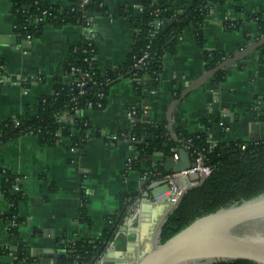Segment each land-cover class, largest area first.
<instances>
[{"label": "crops", "instance_id": "0c3cea01", "mask_svg": "<svg viewBox=\"0 0 264 264\" xmlns=\"http://www.w3.org/2000/svg\"><path fill=\"white\" fill-rule=\"evenodd\" d=\"M44 1L69 5L68 0ZM155 1L180 12L193 2ZM134 2L104 0L108 13H94L92 28L46 26L39 38L31 42L23 39L22 44L14 45L11 40L21 36L15 31L17 16L12 11V0H0V121L36 114L39 99L53 94L54 77L62 76L71 46L92 34L99 70L105 72L110 64L126 62L133 31L120 13ZM256 13L264 14V0H221L204 22L206 49L228 57L239 52L251 43L246 41V34L259 35L257 23L248 19L249 14ZM227 20L237 21L240 29L226 32L223 24ZM25 43L28 48L23 47ZM205 71L203 49L197 44L194 27L188 26L176 52L164 57L159 86L146 92L144 100L136 95L132 81L123 79L110 88L103 110L85 112L93 128L83 148L70 150L71 140L67 137H60L52 147L41 145L36 136L0 144V174L8 171L22 177L27 197L19 206L24 222L17 236L11 235L8 222L0 219V247L9 251L0 254V264H67L66 245L74 240H107L105 251L95 262L96 255L93 256L90 264L140 261L149 252L155 228L169 207L162 199L155 200L139 207L126 221L129 214L123 212L121 196L129 194L132 198L148 173L126 172L127 164L138 156L130 142L121 141L113 147L104 139L131 128L128 109L138 103L147 109V123L166 121L172 101ZM4 78L10 81L6 90ZM64 81L69 78L64 77ZM263 95L264 78L259 75L256 52L227 68L221 82L213 83L211 79L180 101L173 115L174 130L207 134L213 144L263 140L264 121L259 120L258 111L264 108V102L256 100V96ZM97 131L102 137L97 136ZM163 158L143 157V169L155 173ZM175 184L183 187L187 181L180 179ZM141 194L134 197L132 205L141 199ZM9 213L0 184V217ZM124 226L127 230L123 232ZM111 228L114 233L110 236Z\"/></svg>", "mask_w": 264, "mask_h": 264}, {"label": "trees", "instance_id": "16d2710c", "mask_svg": "<svg viewBox=\"0 0 264 264\" xmlns=\"http://www.w3.org/2000/svg\"><path fill=\"white\" fill-rule=\"evenodd\" d=\"M68 2L69 5L63 7L48 4L44 0H12V11L17 16L16 33L25 39L30 36L34 40L42 35L46 26L91 27L94 13H108L104 0H90L83 8L79 5L81 0ZM219 3L221 0H193L183 14L171 5L157 3L155 0H141L140 13H137L133 6L123 8L120 14L133 31V43L126 62L118 66L110 64L107 70L102 72L98 68V49L93 39H82L72 45L62 76L54 77L53 94L39 99L37 113L0 121V144L23 136H36L41 145L52 147L60 137H67L71 140L70 150L83 148L90 140L89 133L93 128L92 121L85 112L90 109L103 110L108 103L110 88L122 77L132 81L136 95L144 100L146 92L159 86L164 57L176 52L180 38L188 26L194 27L197 44L203 49L205 69H213L228 57L225 53L205 47L204 22L214 6ZM248 19L257 23L259 35L246 34L245 39L247 42L257 41L264 36V14H249ZM168 25L171 26L165 31ZM223 26L226 32L240 29L237 21L227 20ZM257 52L259 75L264 78V47ZM146 53L149 54L146 64L136 66ZM70 76L71 81H64V77ZM224 78L225 70H222L215 75L212 82L219 83ZM38 80L43 81L44 78ZM256 100L264 102V95L256 96ZM135 106V121L129 130L117 133V138L112 140L113 147L125 140L135 142L134 149L138 156L127 165L131 166V171L150 175L149 171L143 169V157L159 154L168 157L181 145L171 138L166 121L147 123L144 105L138 103ZM251 108L253 109V105ZM64 115L71 118L64 120ZM258 118L264 121V108L258 111ZM206 124L211 127L210 123ZM175 132L177 137L185 142L192 157L196 156L197 152L204 155L205 164L212 172L202 186L184 196L168 217L160 232L161 244L199 218L264 195V139L213 144L207 134H192L185 130ZM97 136L102 137L100 131H97ZM104 141L109 142L108 138ZM211 145L213 148H210ZM0 175L1 193L10 208V213L0 219L8 222L9 233L17 236L24 222L19 215V206L27 199L23 192V180L8 171H1ZM18 180L22 181V189L15 192V187L19 185ZM130 199L129 194H122V206L126 207ZM102 244L101 241L90 243L88 240L69 242L66 245L69 251L66 263L90 264ZM8 252V249L0 247V254ZM214 264L256 263L237 260Z\"/></svg>", "mask_w": 264, "mask_h": 264}, {"label": "water", "instance_id": "95a60500", "mask_svg": "<svg viewBox=\"0 0 264 264\" xmlns=\"http://www.w3.org/2000/svg\"><path fill=\"white\" fill-rule=\"evenodd\" d=\"M183 13L184 11L181 12V14ZM170 26L168 25L165 31ZM14 38L11 40L14 45L22 44L23 39H25L22 36ZM23 47L28 48L29 44L25 43ZM262 47H264V36L227 57L213 69L205 71L192 83H188L186 88L170 104L166 115L167 129L171 138L181 146L174 149L173 154L168 157L159 154L164 157L163 162L156 168L155 173L150 174L148 178L140 182L128 205L123 208V212L127 211L134 197L141 194V189H144L147 184L149 185L145 193L140 195L141 199L136 201L134 206L141 207L149 202L153 203L160 196L169 192L177 180L184 179L187 184L183 186L177 202L169 207L156 226L149 252L136 264H214L237 260L264 264V195L256 200L221 209L216 213L199 218L162 244L159 240L164 223L178 207L184 196L191 190L202 186L208 179L204 173H187L195 168L197 163L188 151L185 142L177 137L174 130L173 115L177 105L189 93L213 79L218 72L242 61ZM121 80L123 77L117 82ZM3 84V89L6 90L10 81L4 78ZM201 165L204 166L205 163L202 162ZM130 220V217L126 218V221ZM126 230L127 226H124L123 232ZM113 233L114 228H111L110 236ZM46 234L45 232L44 235ZM106 246L107 240L103 242L93 258V262L105 251ZM14 256H18V254L15 253Z\"/></svg>", "mask_w": 264, "mask_h": 264}, {"label": "built area", "instance_id": "2783aa9c", "mask_svg": "<svg viewBox=\"0 0 264 264\" xmlns=\"http://www.w3.org/2000/svg\"><path fill=\"white\" fill-rule=\"evenodd\" d=\"M134 1L135 2L133 3L132 6L134 7V9H135V11L137 13H140L142 11V8H141V0H134ZM89 2H90V0H81V3L79 4L80 5V8H83L85 5L89 4ZM92 22H93V19H92ZM158 25H161V23H158ZM92 27H93V25L91 26V28ZM94 38H95V35L92 34L89 39H91V40L93 39L94 40ZM26 39H27L28 42H31L32 41V38L30 36H28ZM148 57H149V54H147V53L144 54L139 59V61H138V63H137L136 66H144L146 64V60L148 59ZM71 79H72V76L69 77V81H71ZM144 110H145V112H147V109H146L145 106H144ZM128 115H129V117L131 119V123H133L135 121V117L137 115V108H136L135 105L128 111ZM70 118L71 117L69 115H64L63 116V119L64 120H68ZM221 125L224 126L223 123H221ZM116 138H117V134L109 137L108 138V140H109L108 143L113 146L112 140H115ZM125 141H128V140H125ZM128 142H130L133 146L136 144L133 141H128ZM210 148H213V145H211ZM242 148L245 149V146H243ZM195 155L196 156H194V158L196 159L197 166L195 168H193L192 170H190L189 172H187V173H195V172H197V173H204L207 176H209L211 174V172H212V169L210 167L206 166V164L204 166L201 165L202 162L205 163V157H204V155L201 152H197V153H195ZM176 158H177V156H176ZM129 171H131V166L130 165H127L126 172H129ZM148 177H149V174H145L144 175V179H146ZM18 183H19V185L16 186L15 189H14L15 192H19L22 189V187L20 186V183H22V181L18 180ZM182 188L183 187L180 186V185H178V184H173L171 186L170 191L167 192L166 194L160 196L157 200L162 199L163 202L168 207H170L172 204H174V203L177 202L178 197H179V195L182 192ZM138 210H139V206H134V205L131 204L128 207V209H127V212L129 214L130 218L132 217L131 215H133ZM15 257H17V256H15Z\"/></svg>", "mask_w": 264, "mask_h": 264}]
</instances>
